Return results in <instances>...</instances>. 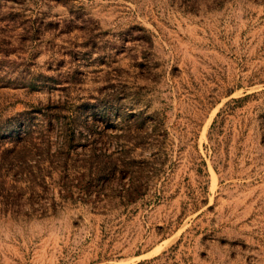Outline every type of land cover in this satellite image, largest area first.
<instances>
[{"label":"rangeland","instance_id":"1","mask_svg":"<svg viewBox=\"0 0 264 264\" xmlns=\"http://www.w3.org/2000/svg\"><path fill=\"white\" fill-rule=\"evenodd\" d=\"M156 256L264 264V0H0V264Z\"/></svg>","mask_w":264,"mask_h":264},{"label":"trees","instance_id":"2","mask_svg":"<svg viewBox=\"0 0 264 264\" xmlns=\"http://www.w3.org/2000/svg\"><path fill=\"white\" fill-rule=\"evenodd\" d=\"M5 151V150H3ZM158 257H153L151 259H146V260H143V261H139L137 264H149L150 262L154 261L155 259H157Z\"/></svg>","mask_w":264,"mask_h":264}]
</instances>
